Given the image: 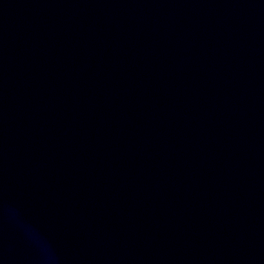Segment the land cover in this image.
Returning <instances> with one entry per match:
<instances>
[{"label": "water", "instance_id": "1", "mask_svg": "<svg viewBox=\"0 0 264 264\" xmlns=\"http://www.w3.org/2000/svg\"><path fill=\"white\" fill-rule=\"evenodd\" d=\"M0 264H264V0H0Z\"/></svg>", "mask_w": 264, "mask_h": 264}]
</instances>
